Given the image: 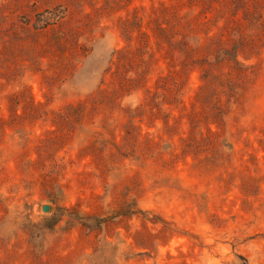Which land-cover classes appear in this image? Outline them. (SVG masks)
<instances>
[{"label": "rangeland", "instance_id": "obj_1", "mask_svg": "<svg viewBox=\"0 0 264 264\" xmlns=\"http://www.w3.org/2000/svg\"><path fill=\"white\" fill-rule=\"evenodd\" d=\"M0 264H264V0H0Z\"/></svg>", "mask_w": 264, "mask_h": 264}, {"label": "water", "instance_id": "obj_2", "mask_svg": "<svg viewBox=\"0 0 264 264\" xmlns=\"http://www.w3.org/2000/svg\"><path fill=\"white\" fill-rule=\"evenodd\" d=\"M48 208H49V207H48L47 205L44 207L45 210H47Z\"/></svg>", "mask_w": 264, "mask_h": 264}]
</instances>
